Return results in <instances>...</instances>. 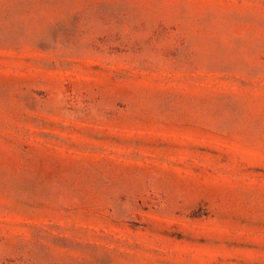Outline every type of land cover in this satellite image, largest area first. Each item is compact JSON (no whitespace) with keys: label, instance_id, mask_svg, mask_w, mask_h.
I'll return each instance as SVG.
<instances>
[{"label":"rangeland","instance_id":"374dc122","mask_svg":"<svg viewBox=\"0 0 264 264\" xmlns=\"http://www.w3.org/2000/svg\"><path fill=\"white\" fill-rule=\"evenodd\" d=\"M0 264H264V0H0Z\"/></svg>","mask_w":264,"mask_h":264}]
</instances>
